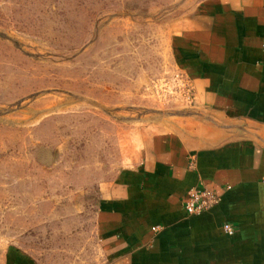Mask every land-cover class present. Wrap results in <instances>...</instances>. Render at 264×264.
I'll use <instances>...</instances> for the list:
<instances>
[{
    "label": "rangeland",
    "instance_id": "374dc122",
    "mask_svg": "<svg viewBox=\"0 0 264 264\" xmlns=\"http://www.w3.org/2000/svg\"><path fill=\"white\" fill-rule=\"evenodd\" d=\"M198 1L0 0V264H102L117 133L190 105L169 41Z\"/></svg>",
    "mask_w": 264,
    "mask_h": 264
},
{
    "label": "crops",
    "instance_id": "0c3cea01",
    "mask_svg": "<svg viewBox=\"0 0 264 264\" xmlns=\"http://www.w3.org/2000/svg\"><path fill=\"white\" fill-rule=\"evenodd\" d=\"M169 49L192 100L117 133L125 163L95 210L102 264H264V0H199ZM193 187L218 200L187 213Z\"/></svg>",
    "mask_w": 264,
    "mask_h": 264
},
{
    "label": "built area",
    "instance_id": "2783aa9c",
    "mask_svg": "<svg viewBox=\"0 0 264 264\" xmlns=\"http://www.w3.org/2000/svg\"><path fill=\"white\" fill-rule=\"evenodd\" d=\"M218 200V196L205 187H193L188 190L184 200V207L187 213H197L207 209ZM223 228L227 232H232V226L224 223Z\"/></svg>",
    "mask_w": 264,
    "mask_h": 264
}]
</instances>
